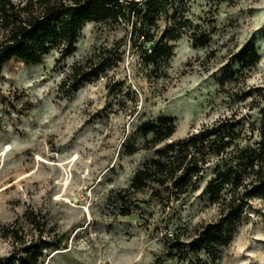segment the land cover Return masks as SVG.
I'll use <instances>...</instances> for the list:
<instances>
[{"label": "rangeland", "instance_id": "rangeland-1", "mask_svg": "<svg viewBox=\"0 0 264 264\" xmlns=\"http://www.w3.org/2000/svg\"><path fill=\"white\" fill-rule=\"evenodd\" d=\"M141 4L120 23L85 22L65 59L55 48L38 64L14 58L3 65L0 264L13 263L14 244L2 230L16 220L42 248L43 264H177L166 256V235L193 241L219 219L220 207L203 190L210 171L179 197L158 194L154 183L138 193L124 189L168 141L222 116L235 112L246 125L254 121L251 143L260 141L264 0H167L156 20ZM134 23L171 45L172 54L147 62L153 42L132 36ZM251 45L259 62L222 86L226 75L242 70L239 54ZM94 53L100 76L62 90L72 65ZM161 116L175 119L172 138L142 148L139 127ZM27 211L35 224L25 221ZM210 264H264V192L249 201L229 245Z\"/></svg>", "mask_w": 264, "mask_h": 264}, {"label": "trees", "instance_id": "trees-1", "mask_svg": "<svg viewBox=\"0 0 264 264\" xmlns=\"http://www.w3.org/2000/svg\"><path fill=\"white\" fill-rule=\"evenodd\" d=\"M167 0H0V78L2 67L16 58L25 65L40 63L53 49L60 50V59H65L76 50L78 31L87 21L120 23L136 13L141 5L147 9L149 19L156 20L166 9ZM133 24L132 36L139 35L153 45L145 51L144 58L156 63L172 54V46L153 40L150 30ZM206 41V40H205ZM204 41V42H205ZM96 53L84 61L74 63L61 84L76 89L82 81L98 78L101 63L93 64ZM117 57L116 60H121ZM242 70L231 72L226 79L239 78L244 69L252 68L260 60L256 48L251 45L239 54ZM246 77L243 75V79ZM70 90V89H69ZM68 90V91H69ZM249 93H245L246 98ZM254 121L246 125L244 119L231 113L205 125L196 132L168 141L176 131L173 117L161 116L139 127L143 137L142 148L151 149L168 141L163 149L138 168L124 189L132 193L144 190L150 183L158 185L161 194L168 190L171 195L182 196L196 186L206 171L211 176L203 190L211 202L220 207L217 221L207 224L195 234L193 241L181 238L174 232L166 235L164 245L166 256L177 264L216 263L222 248L229 245L249 201L264 192V121L260 128V141L253 145ZM251 128V130L249 129ZM137 148H132L130 154ZM123 196V190L118 192ZM129 211H123L128 214ZM28 224L36 223L33 211L24 213ZM41 225V230L44 229ZM14 244L11 264H43L42 248L28 240L18 221L8 224L2 230ZM47 243V241H44ZM205 255V258L203 257ZM159 264V263H154Z\"/></svg>", "mask_w": 264, "mask_h": 264}, {"label": "bare ground", "instance_id": "bare-ground-1", "mask_svg": "<svg viewBox=\"0 0 264 264\" xmlns=\"http://www.w3.org/2000/svg\"><path fill=\"white\" fill-rule=\"evenodd\" d=\"M77 156H78V155H77ZM77 156H76V157H77ZM76 157H75V158H76ZM75 158H74V159H75ZM42 160H43V159H42ZM67 178H68V177H67ZM99 180H100V179H99ZM66 184H67V183H66ZM85 212H86V211H85Z\"/></svg>", "mask_w": 264, "mask_h": 264}]
</instances>
